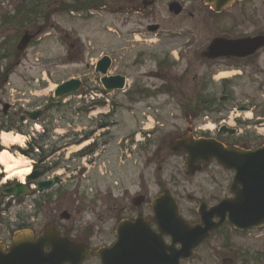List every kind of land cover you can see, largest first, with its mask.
<instances>
[{"label": "flooded vegetation", "instance_id": "flooded-vegetation-1", "mask_svg": "<svg viewBox=\"0 0 264 264\" xmlns=\"http://www.w3.org/2000/svg\"><path fill=\"white\" fill-rule=\"evenodd\" d=\"M75 1L73 7H80L82 10L64 13L68 21L60 37L63 65L73 67V74L67 78L81 79V87L87 90L101 89L95 67L102 57H108L107 68L113 69L112 74L125 76L132 94L131 99L135 98L138 103L143 104L147 99L146 102L157 106L177 104L180 113L195 123L189 128L193 137H213L224 144L243 146L264 142V137H256L255 142L249 144L248 132L238 133L239 124H247L245 127L247 130L250 125L258 124L255 120L241 123L234 121V126L229 125L233 121L232 109L238 101L234 96L235 91L247 84L254 87L255 94L251 100L245 102L249 103L248 105L237 104L236 109L240 107L252 109L259 115L258 117L264 118V0H234L227 3L224 0ZM63 3L70 6L71 0H64ZM98 11H111L109 15L118 21L116 25L112 24L115 28L108 31L109 34L115 35L117 46L103 54H97L101 53L99 50L102 39L95 37V30L102 29V23L94 25L95 30L92 27L86 29V35L93 29L95 36L89 35L92 37H81L73 26L70 28L73 19L86 22L95 19ZM49 29L54 31L55 24L51 23ZM106 29L108 30L107 25ZM16 57L19 56L14 54L8 58V63L19 64ZM143 90L146 91L142 92ZM148 91L153 95L149 96ZM169 93H172L171 97L156 98L162 94L170 95ZM71 100L45 101L43 105L36 106L34 111L40 109L42 110L40 118L48 114V118L51 119L52 111L58 113L63 107L69 106L71 112L73 104ZM252 104L253 106H250ZM2 107L0 100V109ZM85 107V103H81L79 114L75 112L76 110L71 113V116H76L78 123L85 119ZM4 110V113H0V129L27 128L23 123H29V118L21 120L22 114L28 111L27 108L22 109L18 105L9 104L7 107L4 106ZM65 111L60 112L66 115ZM205 114L219 119L218 123L221 125L216 126L215 131H204L197 126L205 119ZM176 128L178 131H171L170 141L172 138H182L187 134L186 127ZM230 129L236 130V133L231 134ZM43 132L48 134L45 130ZM66 133L69 134L62 138L69 139L61 144L56 141L54 145L37 148L34 154L27 150L26 153L34 157V177L27 181V185L31 187L29 198L25 201L21 199L19 202L30 204H25L24 211L17 215L12 224L0 223L3 224L0 225V240L4 243V252H9L14 232L28 228L32 232V253L35 257L32 261H82L79 264H103L96 250L114 245L117 239L116 230L122 220L133 222L138 217L150 223L158 241L179 249L194 239H182L177 236V232L172 234L166 230H159L158 220L154 219L156 215L154 203L159 199L169 200L168 197L174 199L180 215L191 225H198L201 223V211L205 216H209L211 207L231 196L229 188L232 172L222 169L213 161L201 162L197 171L187 173L184 167L186 154L171 150L169 140L165 145H156L153 155L149 146L143 148L148 165L156 156L154 164L159 165V172L156 170L152 177L143 179L137 185V190L130 192L129 188L123 189V192L115 195L112 190H102L105 193L99 194L97 188H88V192L87 184L82 185L80 189L81 182L90 183L88 180L91 173L88 167L97 163V159H101L103 154L100 145L96 143V138L94 144L89 147L81 151H70L72 147L80 146L90 135H97L96 131L84 132L72 128ZM64 151L66 153L63 155ZM176 157L182 161L179 162L183 166L182 172L172 170L173 166L169 165L171 162H167V160L173 162ZM162 168L165 172L160 174ZM3 179L4 175L1 174L0 183ZM75 182L79 191V195L77 194L79 202L76 203L71 201L70 194L68 195L69 186ZM40 183L51 184L39 188ZM15 185L16 181H12L0 186V198L5 196L6 190ZM81 200L83 203H80ZM104 200L108 206L105 215L102 207ZM88 203L96 207L92 208L90 213L111 220L112 227L108 229L114 236L111 242L101 244L93 242L95 226L93 223L86 225L83 221V215L89 212ZM160 212L164 214L167 210ZM214 221H217V217ZM263 230L264 228L235 230L232 226L224 224L214 232H209L207 236H202L203 240L191 258H183L180 261L167 259L159 262L132 263L264 264V261H259L258 256L262 249ZM239 237L246 240L249 238L251 245L240 252L241 261H237L235 256L218 253L219 250L233 248L235 239ZM86 245H89L92 254L88 258L80 259L83 246ZM252 246L255 255L250 252ZM54 247L57 249L55 253ZM64 249L72 250L76 257L71 260L65 259L66 254L62 251ZM52 253L54 257H48ZM214 253L218 256V261H211ZM37 254L47 256L38 258Z\"/></svg>", "mask_w": 264, "mask_h": 264}, {"label": "rangeland", "instance_id": "rangeland-1", "mask_svg": "<svg viewBox=\"0 0 264 264\" xmlns=\"http://www.w3.org/2000/svg\"><path fill=\"white\" fill-rule=\"evenodd\" d=\"M30 2L31 3L36 2L38 4L41 3L42 5L41 7L44 8L45 15H47L49 18L50 9H52V7L56 8L58 7V5L60 7L61 0H52L50 6H49V3H50L49 0H0V14L10 12L12 8H14L20 3L25 4V3H30ZM30 12H31L30 9H25L24 11V13L27 14V16L30 15ZM110 12L111 11H103V12L98 11L96 12L97 16L95 19L87 20L85 22V21H81L80 19L76 18L72 20V23H70V28H72L71 26H73L78 31L81 37H87L89 35H94L93 29L94 30L96 29V28H93L94 25L102 23L101 24L102 29H96L95 30L96 36L94 35L95 37H97L96 39H102L101 50H99L101 53H97V54L108 53L117 46L115 35L113 33L112 34L108 33L110 29L112 31L113 28H115V27H112L113 26L112 24L116 25L118 23V21L113 16L109 15ZM38 18L40 17L37 16V19ZM0 21H1V18H0ZM66 21L68 20L66 16L62 13H56L52 15L49 22L48 21L44 22L41 19L38 21L40 23L44 22L41 25L44 26L45 30H43V32H40L39 37L36 38L34 43L29 45L28 48L25 50V52L21 54L20 64L19 65L17 64L13 67V70H12L13 72L10 75L8 83L4 85L3 89H0L1 98H3L6 101H10V102H11V98H14L13 102L15 105H18V107H21L20 105L22 104L25 106V108L33 109L35 106L40 105V104L43 105L45 103L48 97L52 94V91H53L52 89H54L55 85L59 82V80L66 78L67 76H69L70 73L73 74L72 73L73 67H66L64 65L62 66V63H63L62 50L63 49H62V41L60 37L62 36L63 28H66ZM51 23L55 24L54 31H51L49 29V26ZM106 25L108 26V30L107 29L105 30ZM89 27H92L93 29H90L88 31L89 35H86L85 33L86 29ZM18 33H20L19 30L6 28L0 25V40H2L4 37L8 35H11V34L17 35ZM89 37H92V36H89ZM48 70H50V73L52 74V75H49V77L47 76V73H46L48 72ZM87 91L88 90L83 89V92H87ZM89 92H90L89 94L91 95H95L96 93V91L94 92L89 91ZM100 93L101 91H98L97 95L104 94L103 96H99V97H102L101 99H103L104 101L105 100L109 101V104L105 101L106 106H105L104 111L111 110L110 112L112 111L114 113L116 112V116L115 117L112 116V118L110 117L105 118L101 116H99L98 118H95V115L94 116L92 115V118L87 119V121L85 122V125H86L85 129L89 131L90 126L92 124L93 125L97 124L100 119L101 121L108 119L112 128L109 131L106 130L107 132H102L103 136H101L100 138V141L102 143L101 142L100 143L101 144L107 143L106 145L107 151L110 152L109 153L110 165L108 166V161H104L102 164V172L105 174V176L101 177L98 173L95 174L94 172H91L89 180H88L90 183L81 182L79 184V188L81 189L82 185L87 184L86 190L88 192H89L88 188H97L99 194H104L105 192H103L102 190H105V187L110 185L109 183L113 184L114 182H119L120 186L118 187H122V188H118V190H122L123 188H129L130 192H132L135 189L136 190L138 189L137 185H139L143 179H146L149 176L152 177V175L155 174L156 170H158L159 165L154 164V162H156L155 160L156 156L151 160V164L149 163V165L146 163L144 154H141L138 160L132 154L131 155L132 160L127 161L125 165H122L124 160L123 161L117 160L116 157L121 156L119 149L126 150L127 147H129L133 143L135 134L140 133V132L142 133L144 131L142 129V126L147 127L151 125L152 123L154 126L157 125V122L153 121L154 120L153 117H151L150 120H147L146 118L143 120L142 113L144 111L146 112L147 115H148V112L153 113L154 111L150 110L149 107L151 106L146 102L144 104H137L134 107H132V104L128 100L129 96L127 95L124 96V92H111L108 95L103 92L101 94ZM169 94L170 95L162 94V98H165L166 96L171 97L172 93H169ZM254 94H255V90L251 84L249 85L247 84L245 87L237 88L234 94V96L238 100L236 103L248 102L249 100H251ZM71 99H72L71 101H73V104H71L72 106L71 112H70L69 106L63 107L60 111L66 110L65 111L66 115L62 114L63 112H60V111H58V113H56L57 111H52V119L48 118V114H47L43 116L40 119V121L35 122L39 126L37 128L39 132H36V130L34 129V121L29 122V126L26 128L27 138L24 142L25 144L24 148L29 146L30 141H34L33 134L35 133L36 137L39 138L40 136L38 135V133H43L42 132L43 129L46 130V132H48L49 129H52V126L54 127L56 125L55 128L58 129V132H60V134L58 133L57 134L52 133V134L58 135L59 137L60 135L64 133V131L69 130L68 123H71L73 125L72 121H74L73 120L74 116L72 117L71 113L75 110L79 111V107H80L74 100L75 99L74 97H72ZM154 107H157V106H154ZM133 108L136 110L135 113L131 112ZM160 110L161 111L159 112V116L165 118L164 121L166 125L164 129L161 131V133H166V135H162L163 137L167 136L168 132L178 131L176 127H180V128L185 127L186 121L182 117V113H180V109L177 104L172 103L171 105H165ZM171 113H176L177 117H173ZM235 113L238 114L237 111H235L234 114ZM155 116H156V113L154 117ZM243 116L244 114L241 115V117ZM238 117L240 118V116ZM240 119L242 120L243 118H240ZM245 119H248V118L246 117ZM90 121H92V123H90ZM214 121H216L215 117L213 118L209 117V119L205 118L201 122L198 123V126L208 124V129L212 130L213 132L215 131V129L213 128ZM81 126H83V123L81 124ZM73 128H75V125H73ZM250 133L252 134V136L247 138V141L249 142V144H253V142H255L254 138H256L255 135L257 131L253 130ZM67 134H64V136ZM92 137L94 139V136ZM52 139L53 141H57L58 144H61L62 142H64L65 140L69 138L66 137V138L58 139L56 137V140L55 138H52ZM89 143H92V140ZM48 144L50 145L52 143L48 141ZM257 144L258 142H255L254 146ZM156 145H158V142L156 143ZM155 147L150 149V152L152 155L154 154L153 151ZM0 148L2 149L4 147L1 146ZM30 149L32 150L31 146H30ZM16 151L19 152L21 155L23 154V151L20 150V148L17 149ZM66 151L63 152V155L66 153ZM70 151H75V148L72 147ZM167 162H171L169 165L173 166L171 167L172 170H177L179 172L183 171V166L181 163H179V162H182L181 159H178L176 157L173 162L169 160H167ZM169 165H167V167H169ZM1 170H3L2 166H1ZM164 172L165 170L164 168H162L160 170V174ZM4 175H6L5 176L6 178L8 174L4 173ZM134 184L136 186H133ZM0 185H2V183H0ZM69 187H70V191L68 192V195L70 194L71 201H74L75 203L79 202L78 201L79 191H78L77 182H75V184L73 185H70ZM116 193L117 192L114 191L115 195ZM80 203H83L82 200L80 201ZM106 204H107L106 200H104L102 204L104 215H105V210H107V207H108L106 206ZM81 205H84V204H81ZM92 208H96L95 205L88 203L87 210L89 212L83 215V221L86 223V225L89 223H93V225L95 226V228L93 227V242H96L99 244L111 242L114 238L113 234L108 231V229L112 227L111 220H108V219L105 220L104 217H98L97 215L90 213V210ZM101 231L103 232L100 233ZM262 233H263L262 242H261L262 249L260 250V253H258V256H260V261H264V230L262 231ZM249 242H250L249 238L248 240L242 237L236 238L234 241L233 248L219 250L218 253H226L227 255L235 256V258L238 259L237 261H240L241 255L239 253L247 249L249 246H251L249 245ZM250 252L252 253V255H255L253 246H252V251ZM205 257H207V255ZM211 258H212L211 261H218L217 260L218 256L216 254L215 256H211Z\"/></svg>", "mask_w": 264, "mask_h": 264}, {"label": "water", "instance_id": "water-1", "mask_svg": "<svg viewBox=\"0 0 264 264\" xmlns=\"http://www.w3.org/2000/svg\"><path fill=\"white\" fill-rule=\"evenodd\" d=\"M31 36L25 34L18 45L22 50L29 43ZM105 72V69L102 70ZM118 81L109 84V82ZM108 89L122 87V79L119 77L103 78ZM79 87V81L70 80L62 83L55 90L57 96H64L74 92ZM38 114H30L32 118ZM181 145V144H180ZM179 145V146H180ZM189 149L202 158H215L224 168L234 170L236 175L231 185L234 198L223 200L214 208L221 216L222 223L228 213V222L238 228H250L264 224V146L255 150H244L239 148L224 147L213 141L194 142ZM181 149L182 147H178ZM184 148V147H183ZM187 150V148H185ZM17 197L27 193L25 186L19 184L9 189L8 194ZM174 216V215H173ZM174 217L165 222L166 226H172ZM172 229V228H171ZM173 231L177 229L173 228ZM156 237L151 234L149 227L142 221L131 224L122 222L118 228V240L116 244L98 252L103 259V264H133V261H156L160 258L175 257L176 252L164 247H158ZM167 250L171 253L167 255ZM190 247L186 251H189ZM71 262L77 264L81 261H0V264H64ZM159 262V261H157Z\"/></svg>", "mask_w": 264, "mask_h": 264}, {"label": "bare ground", "instance_id": "bare-ground-1", "mask_svg": "<svg viewBox=\"0 0 264 264\" xmlns=\"http://www.w3.org/2000/svg\"><path fill=\"white\" fill-rule=\"evenodd\" d=\"M248 116H250L249 113ZM6 140L7 142H5ZM24 142H25V137L22 135L8 133V132H2L0 134V144L4 146V149L0 152V168L1 166H3L5 169L4 171L8 174L5 180L16 178L17 180L23 183L27 175L31 172L32 167L29 160L24 156H22L21 154L9 150V147L13 145L23 147ZM5 152H7L12 157V160H9L7 164L4 163L5 157L3 156V153ZM16 160H19L20 163L16 165L15 168H10V165L14 164ZM25 168H29L30 171L24 174L23 181L20 180L18 175H13L14 172H22ZM5 180L3 181V183L6 182Z\"/></svg>", "mask_w": 264, "mask_h": 264}, {"label": "clouds", "instance_id": "clouds-1", "mask_svg": "<svg viewBox=\"0 0 264 264\" xmlns=\"http://www.w3.org/2000/svg\"><path fill=\"white\" fill-rule=\"evenodd\" d=\"M5 142H7V140ZM3 156L5 157V160H4L5 164H7L9 160H12V157L7 152L3 153ZM19 163H20V161L16 160L14 164L10 165V168H15L16 165H18ZM28 171H30V169L29 168H25L22 172H14L13 175H18L20 180L23 181L24 174L26 172H28Z\"/></svg>", "mask_w": 264, "mask_h": 264}, {"label": "trees", "instance_id": "trees-1", "mask_svg": "<svg viewBox=\"0 0 264 264\" xmlns=\"http://www.w3.org/2000/svg\"><path fill=\"white\" fill-rule=\"evenodd\" d=\"M30 10H31L30 15L27 16V14H26V20L29 21V22H31V19H32V18H30V16L34 15V13L39 14V15H41L42 17H45V18L47 17L46 15H44V13H43L42 11H39V10H38V12H37L36 10H33V9H31V8H30Z\"/></svg>", "mask_w": 264, "mask_h": 264}]
</instances>
